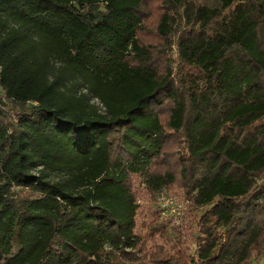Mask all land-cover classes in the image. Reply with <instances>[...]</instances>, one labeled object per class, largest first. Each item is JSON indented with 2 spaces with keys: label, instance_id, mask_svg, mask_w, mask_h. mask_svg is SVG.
<instances>
[{
  "label": "trees",
  "instance_id": "16d2710c",
  "mask_svg": "<svg viewBox=\"0 0 264 264\" xmlns=\"http://www.w3.org/2000/svg\"><path fill=\"white\" fill-rule=\"evenodd\" d=\"M140 4L0 0V264L137 260L128 178L175 179L151 170L166 100L181 179L207 207L194 264L264 257V0H165L158 33L196 69L186 96L139 44Z\"/></svg>",
  "mask_w": 264,
  "mask_h": 264
},
{
  "label": "rangeland",
  "instance_id": "374dc122",
  "mask_svg": "<svg viewBox=\"0 0 264 264\" xmlns=\"http://www.w3.org/2000/svg\"><path fill=\"white\" fill-rule=\"evenodd\" d=\"M196 3L215 5V0H194ZM165 0H141L140 27L137 30L139 44L149 54L150 64L163 78L169 76L168 87L186 96L183 78L196 69L185 65L178 54V33H171L167 40L158 33V24L164 11ZM0 94L2 90L0 89ZM171 102L158 109L159 117L166 130L163 154L153 163L156 173L171 172L174 181L160 190L149 189L136 175L129 176V186L134 193L138 209L135 216V234L139 237L137 260L129 264H152V260H169L170 264H194L196 248L200 239L198 220L207 209H197L191 202V193L186 191L181 179V160L186 158L182 148V132H173L167 126ZM199 235V236H198ZM264 257L251 259L249 264H263Z\"/></svg>",
  "mask_w": 264,
  "mask_h": 264
}]
</instances>
